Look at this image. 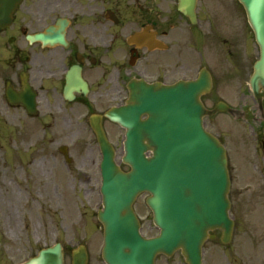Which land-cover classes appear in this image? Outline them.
<instances>
[{
    "label": "flooded vegetation",
    "instance_id": "flooded-vegetation-1",
    "mask_svg": "<svg viewBox=\"0 0 264 264\" xmlns=\"http://www.w3.org/2000/svg\"><path fill=\"white\" fill-rule=\"evenodd\" d=\"M179 2L0 0L1 109H15L26 126L34 121L49 128V109L67 105L71 69H78L87 89L85 96L74 89V102L102 113L126 100L131 80L171 85L204 68L212 88L239 93L230 105L240 110L249 74L243 8L237 0H200L188 17ZM48 28L47 46L34 37ZM24 81L36 96L35 115L7 102V91L21 92Z\"/></svg>",
    "mask_w": 264,
    "mask_h": 264
},
{
    "label": "rangeland",
    "instance_id": "rangeland-1",
    "mask_svg": "<svg viewBox=\"0 0 264 264\" xmlns=\"http://www.w3.org/2000/svg\"><path fill=\"white\" fill-rule=\"evenodd\" d=\"M252 40L249 33V52L256 50ZM229 89L224 94L217 88L226 102H232L231 96L239 97L238 92L231 95ZM249 90L243 89L241 106L254 112L255 120L236 122L226 114L211 118L216 125L211 131L222 138L234 166L229 198L235 225L226 246L218 238L204 244L203 264H264V167L261 169L257 161L261 148L255 145L259 124L264 120V99L259 107ZM85 113V108L76 104L66 114L49 110V130L45 132L39 122L26 126L20 120L17 124L16 110H1L0 121L5 128L0 125V264L22 263L55 242L69 251L83 239L89 264H102V227L96 219L101 208L100 155ZM107 133L120 162L123 133L115 127H109ZM62 146L72 162H65L58 150ZM260 172L263 174L258 175ZM134 209L141 233L157 234L144 196L136 200ZM166 262L184 264L178 255L159 258L156 264Z\"/></svg>",
    "mask_w": 264,
    "mask_h": 264
},
{
    "label": "water",
    "instance_id": "water-1",
    "mask_svg": "<svg viewBox=\"0 0 264 264\" xmlns=\"http://www.w3.org/2000/svg\"><path fill=\"white\" fill-rule=\"evenodd\" d=\"M259 46L250 87L257 99L264 89V0H239ZM48 40L47 36H38ZM209 89L204 76L170 89L134 86L127 106L105 115L126 130L123 173L105 139L97 117L90 118L102 154V207L97 218L103 226L101 257L105 264H154L158 254L181 250L187 264H201V247L209 232L220 230L229 243L233 220L229 216V176L225 150L206 133L207 114L200 96ZM218 109L210 112L213 114ZM142 115L147 119L141 120ZM150 153L151 156H146ZM148 192L146 204L159 236L144 239L132 210L136 197ZM25 264H63L59 245L40 251ZM72 264H87L83 246L72 252Z\"/></svg>",
    "mask_w": 264,
    "mask_h": 264
}]
</instances>
